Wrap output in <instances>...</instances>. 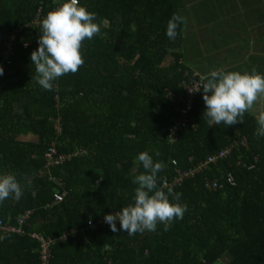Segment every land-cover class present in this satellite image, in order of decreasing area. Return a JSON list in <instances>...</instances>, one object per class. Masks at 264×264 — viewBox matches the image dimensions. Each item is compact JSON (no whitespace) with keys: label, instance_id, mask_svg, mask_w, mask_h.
Masks as SVG:
<instances>
[{"label":"trees","instance_id":"trees-1","mask_svg":"<svg viewBox=\"0 0 264 264\" xmlns=\"http://www.w3.org/2000/svg\"><path fill=\"white\" fill-rule=\"evenodd\" d=\"M63 2L0 0V62L14 38L0 81V169L15 173L23 187L19 200L0 203V218L14 223L31 211L23 234L0 229V264H42L32 233L57 241L51 264H264V136L255 134L264 106L232 126L203 116V90L189 95L192 80L202 76L185 62L184 22L175 39L166 35L169 19L182 16L187 1L80 0L97 14L100 33L83 42L79 70L46 91L32 79L30 56L40 36L33 20ZM219 3L222 13L239 0ZM250 7L264 9V0H250ZM200 24L212 36L208 20ZM247 67L251 72L253 65ZM186 103L188 123L171 136ZM29 135L38 143L25 139ZM53 146L59 154H87L50 166ZM225 149L230 151L209 170L180 181L182 172ZM142 151L163 161L158 186L182 194L187 210L167 231L158 224L155 232L113 233L100 220L134 203L133 181L144 172L136 159ZM227 173L236 186L206 188L207 180ZM64 190L68 194L57 200Z\"/></svg>","mask_w":264,"mask_h":264},{"label":"clouds","instance_id":"clouds-1","mask_svg":"<svg viewBox=\"0 0 264 264\" xmlns=\"http://www.w3.org/2000/svg\"><path fill=\"white\" fill-rule=\"evenodd\" d=\"M96 20L97 14L89 12L80 4V0H65L41 20L38 48L32 51L30 59L35 67L32 79L44 90L52 91L54 81L65 74H75L84 64L82 44L101 30ZM183 22V16L173 13L166 29L169 39L176 38L177 29ZM3 71L0 66V75ZM201 80L200 87L189 91L203 90V116L217 125L243 123L244 114L259 98L264 97V75L255 68L250 73L214 70L210 78L201 77ZM257 124L255 134L264 136V111L258 115ZM155 155H160L158 150ZM136 159L142 163L144 172L133 181L138 185L135 188L134 203L120 211L107 213L104 220L113 233L124 231L129 236L138 232H155L158 224H163L164 231H167L174 220L183 218L187 204L180 202L182 194L175 193L172 188L165 191L158 186V174L165 168L163 161H154L148 151L140 152ZM22 196L23 187L15 173L0 175V203L7 199L19 200ZM117 221L120 222L119 229Z\"/></svg>","mask_w":264,"mask_h":264},{"label":"crops","instance_id":"crops-1","mask_svg":"<svg viewBox=\"0 0 264 264\" xmlns=\"http://www.w3.org/2000/svg\"><path fill=\"white\" fill-rule=\"evenodd\" d=\"M186 1L182 15L184 17L182 51L186 56L185 62L194 74L210 77L212 71L221 69L225 72L239 70L241 73L245 71L250 73L247 67L248 63L253 65L250 69L255 68L256 71H264V62L258 58L254 59L255 55L264 58V41L259 40V35L254 29L260 30L264 37V9L245 7L244 2L247 3V0H239V5L235 8H225L222 13H217L221 0ZM239 7H244V9L239 10ZM217 17H225L226 19H221V21ZM186 19L189 21L187 28ZM203 20H208V26L212 28V36L206 27H201L200 23ZM240 26L252 28L248 30L250 33L245 35V39L239 36L238 28ZM201 42L207 45L205 49H208V46L212 47L208 61L203 57L195 58L194 55H191L193 48L199 46ZM197 43L198 45H196ZM225 47L233 48L232 50H223ZM196 59L204 60L205 64L195 63ZM258 73L264 75L262 72ZM262 106H264V97L259 98L249 110L255 113ZM25 139L31 143H38V138L34 136L29 135ZM2 174H5V171L0 169V175Z\"/></svg>","mask_w":264,"mask_h":264},{"label":"built area","instance_id":"built-area-1","mask_svg":"<svg viewBox=\"0 0 264 264\" xmlns=\"http://www.w3.org/2000/svg\"><path fill=\"white\" fill-rule=\"evenodd\" d=\"M42 19L43 18H41V16H38L36 19L33 20V24L36 23L37 25H39ZM13 40L14 38L11 36L9 37V40L6 43L7 51L5 52V61L0 62V66H2L3 69L6 67V65L7 66L9 65L8 58L11 54ZM4 76H5V73L3 71V74L0 75V81L4 79ZM192 81L194 83H193V86L189 88L190 90L200 87L202 83L201 79L192 80ZM197 92L198 91H194V90L189 91L190 98L194 96ZM190 108H191V104L186 103V106L181 109V114H182L181 117L185 116L190 110ZM187 123L188 121L185 117L181 118L179 121H175V123L173 124V128L171 129V136L175 135L177 130H180L181 128L185 127ZM49 151L50 152L48 153L47 157L49 159L50 166H54L56 164H62V163H65L67 160H71L72 158H75L77 156L87 154L85 150L76 151L71 154H59L56 146H53ZM228 151H230V149L222 150L217 154V156H211L206 161L191 168L189 171L182 172L180 181L184 178L194 177L195 175L201 173L205 169L209 170L211 164H214L217 158H223L228 153ZM47 174H48V171H47ZM57 182L58 184L64 185V183L61 181H57ZM225 185H228L230 187L236 186L235 178H233V175L231 173H227L225 177L224 178L222 177V179L220 180L214 179V180L206 181V188L211 191L221 189ZM67 194H68V190L59 192L57 194L56 199L62 200ZM30 214H31V211L27 210L25 213L17 217V220L14 223H5L4 220L0 218V229L5 230V231H10V233L23 234L24 233L23 225L25 224L26 219L30 216ZM100 222H105V220L101 219ZM92 227H96V226L93 225ZM31 236L40 242V253H41L42 264H51L53 247L57 243V241L51 237H47L40 233H32Z\"/></svg>","mask_w":264,"mask_h":264},{"label":"rangeland","instance_id":"rangeland-1","mask_svg":"<svg viewBox=\"0 0 264 264\" xmlns=\"http://www.w3.org/2000/svg\"><path fill=\"white\" fill-rule=\"evenodd\" d=\"M230 3H232V1H230ZM229 3V4H230ZM247 3L249 4V7H250V0H247ZM233 8V7H232ZM244 9V7H239V10H243ZM246 9V8H245ZM233 10H235V9H233ZM217 18H219L220 20L221 19H223V20H225L226 18L225 17H217ZM222 21V20H221ZM185 24H186V28L187 27H189V21H187V19L185 20ZM242 28H243V30H242ZM249 29H252V28H249V27H247V26H240L239 28H238V30H239V36L240 37H242V38H244L245 39V35L246 34H249L250 33V31H249V33H248V30ZM255 29V31H257V34L259 35V40L260 41H264V37L262 36V34L260 33V30H258L257 28H254ZM196 45H198V43L196 44ZM204 42H201L200 44H199V46H196V47H194L193 48V50H192V52H191V55L193 56L194 55V57L196 58V57H203V58H205L207 61H208V57H209V55L212 53V52H210V51H208V49H205L206 47H207V45L205 44L204 46ZM229 48H231V47H225V48H223V50H228ZM221 56L219 55V58H220ZM171 60H172V58L169 56L168 58H167V60H166V63H170L171 62ZM195 63H199V64H202V65H204L205 64V61L204 60H202V59H196L195 60ZM226 262H225V260H221L220 262H218L217 264H225Z\"/></svg>","mask_w":264,"mask_h":264}]
</instances>
